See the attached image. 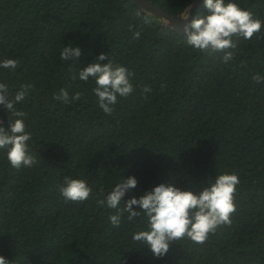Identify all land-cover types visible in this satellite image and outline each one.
<instances>
[{
  "label": "trees",
  "instance_id": "1",
  "mask_svg": "<svg viewBox=\"0 0 264 264\" xmlns=\"http://www.w3.org/2000/svg\"><path fill=\"white\" fill-rule=\"evenodd\" d=\"M151 1L176 15L193 0ZM236 2L264 22V0ZM205 11L200 0L192 15ZM233 40L224 63L129 0H0V59L19 61L0 69V82L10 93L31 84L17 108L37 160L13 168L0 150V255L12 264H264V83L253 79L264 74V29ZM66 44L80 47L77 62L60 60ZM101 52L132 73L134 91L111 114L94 81L72 79ZM62 87L81 98L56 100ZM0 122L7 128L2 107ZM226 172L240 181L231 223L203 243L173 241L162 257L132 239L144 218L113 227L115 210L97 203L122 177L137 179L126 200L159 183L195 192ZM68 176L91 186L87 200L60 194Z\"/></svg>",
  "mask_w": 264,
  "mask_h": 264
},
{
  "label": "clouds",
  "instance_id": "2",
  "mask_svg": "<svg viewBox=\"0 0 264 264\" xmlns=\"http://www.w3.org/2000/svg\"><path fill=\"white\" fill-rule=\"evenodd\" d=\"M203 4L206 9L203 14H194L189 18L187 8L178 17L184 21V42L193 50L222 52L224 63L233 59L236 48L234 36L248 40L264 29V22L240 7L236 0H203ZM132 27L129 25L130 29ZM140 35V30H133L134 39H139ZM80 55L79 46L66 44L59 58L65 62H77ZM18 64L15 58L0 59V69L15 71ZM131 75L124 65L115 63L101 52L92 62L79 68L72 79L94 81L92 92L97 98L98 107L105 114H111L118 98L127 97L134 91ZM253 79L257 83H264V74L256 73ZM30 89L31 84L25 83L10 93L9 86L0 82V107L7 113L8 122L7 128L0 122V150H3L13 168L32 167L37 163L30 153L32 135L27 131L26 114L17 108ZM143 91L149 92L151 89L145 86ZM81 96V92H74L70 96L64 87L54 92V98L65 104L74 103ZM239 182L235 172H226L215 175L207 181L206 186L195 192L181 189L171 182L159 183L151 190L125 200L123 197L137 187V179L128 176L115 182L97 203L115 210L109 215L113 227H119L122 219L132 222L138 217L144 218L146 227L134 232L132 239L147 245L154 256L162 257L168 253L173 241L187 237L195 243H203L218 226L230 224V216L235 211L234 193ZM59 191L66 200L83 202L89 198L92 188L85 179L68 176L64 178ZM0 264H12V260L0 255Z\"/></svg>",
  "mask_w": 264,
  "mask_h": 264
},
{
  "label": "water",
  "instance_id": "3",
  "mask_svg": "<svg viewBox=\"0 0 264 264\" xmlns=\"http://www.w3.org/2000/svg\"><path fill=\"white\" fill-rule=\"evenodd\" d=\"M129 1L139 9L146 11L147 14H151L155 16L162 23V25L171 28L174 32H176L179 35H183L182 25L184 21L179 20L178 17L181 16L188 8L189 18H191L192 11L200 0H193L192 3L183 12L176 15L165 11L159 5L153 3L151 0H129Z\"/></svg>",
  "mask_w": 264,
  "mask_h": 264
}]
</instances>
